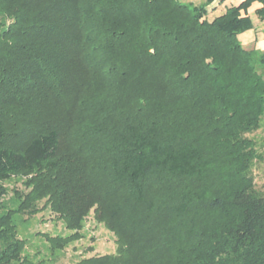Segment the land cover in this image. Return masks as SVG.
I'll use <instances>...</instances> for the list:
<instances>
[{
  "label": "trees",
  "instance_id": "16d2710c",
  "mask_svg": "<svg viewBox=\"0 0 264 264\" xmlns=\"http://www.w3.org/2000/svg\"><path fill=\"white\" fill-rule=\"evenodd\" d=\"M180 0H0V264L25 254L16 212L73 231L90 213L117 253L77 264H264V51L244 0L212 21ZM43 205L40 206V203Z\"/></svg>",
  "mask_w": 264,
  "mask_h": 264
},
{
  "label": "rangeland",
  "instance_id": "374dc122",
  "mask_svg": "<svg viewBox=\"0 0 264 264\" xmlns=\"http://www.w3.org/2000/svg\"><path fill=\"white\" fill-rule=\"evenodd\" d=\"M186 4L200 5L204 0H180ZM244 0H216L208 7L207 18L212 21L221 16L232 6H238ZM251 8L249 15L253 21L254 29L239 36L240 41L247 50L258 49L264 51V21L259 20ZM256 141L260 153L264 155V124L261 129L250 136ZM255 183L264 193V161L258 162L254 168ZM22 177H15L0 183L6 190L3 196L4 211H17L21 197L18 191H26ZM43 202L40 203V206ZM19 236L26 241L25 254L33 262L43 261L44 264H77L80 260L93 256H102L117 253L116 236L103 223L95 220L93 213L86 217L80 238L73 241L64 250L53 249L47 242V236L68 237L73 234L66 228L63 221L58 219L49 210L38 214H23L16 212L13 216Z\"/></svg>",
  "mask_w": 264,
  "mask_h": 264
},
{
  "label": "crops",
  "instance_id": "0c3cea01",
  "mask_svg": "<svg viewBox=\"0 0 264 264\" xmlns=\"http://www.w3.org/2000/svg\"><path fill=\"white\" fill-rule=\"evenodd\" d=\"M259 7H260V4H258V3H255L254 6H253V8H255V9H257Z\"/></svg>",
  "mask_w": 264,
  "mask_h": 264
}]
</instances>
